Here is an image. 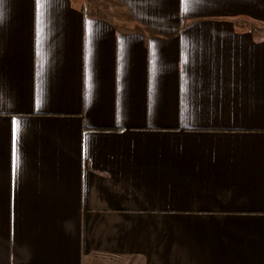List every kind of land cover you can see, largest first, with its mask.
Returning <instances> with one entry per match:
<instances>
[{"label": "crops", "instance_id": "crops-1", "mask_svg": "<svg viewBox=\"0 0 264 264\" xmlns=\"http://www.w3.org/2000/svg\"><path fill=\"white\" fill-rule=\"evenodd\" d=\"M0 264H264V0H0Z\"/></svg>", "mask_w": 264, "mask_h": 264}]
</instances>
